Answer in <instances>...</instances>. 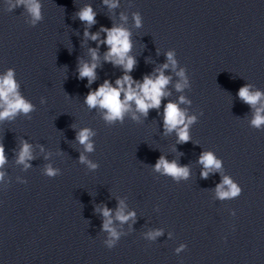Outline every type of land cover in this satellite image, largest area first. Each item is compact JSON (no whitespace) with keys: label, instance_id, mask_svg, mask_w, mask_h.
I'll return each instance as SVG.
<instances>
[{"label":"clouds","instance_id":"1","mask_svg":"<svg viewBox=\"0 0 264 264\" xmlns=\"http://www.w3.org/2000/svg\"><path fill=\"white\" fill-rule=\"evenodd\" d=\"M8 10L12 11L17 7H22L31 17V25L35 26L37 22L42 19L40 0H7ZM103 3L109 9H115L119 6V0H103ZM81 22L87 26H92L96 23V13L91 5H86L81 8L76 14ZM121 19L127 18L122 16ZM134 22L137 27L142 24V17L139 13L134 14ZM105 34L104 39H100V33ZM84 36L88 39L104 44L107 46V52L104 55V61L113 64L115 67H120L123 70V75L115 80V86L109 80H105L103 84L99 85L95 90H89L84 99V103L89 109L99 108L103 110V118L109 124L116 121H123L126 113L132 112L133 119L138 117L135 113H140L147 116L150 109L161 108L162 99L170 95L166 91L167 86L171 81L170 76L164 74V70L171 65L175 70L177 61L174 58L175 52L168 51L166 53L167 62L162 67L155 70V75H146L142 81H136L130 75L136 65V60L129 55L131 44V33L120 26H113L111 28L101 27L99 32L90 33L85 28ZM91 55V62H83L78 66L79 78H87L88 86L96 80V68L98 67L99 55L97 49H89ZM180 81L175 84L177 91H182L189 86L188 78L185 76V70L180 69L176 72ZM251 85H244L238 91L239 98L248 104L253 110V117L250 121L251 127L262 130L264 129V92L259 90L252 91ZM19 85L14 78V70L9 69L5 74L0 75V121L12 119L18 114L28 115L34 111V105L27 101L19 92ZM43 103V100L41 101ZM190 103L184 96H180L178 102H167L163 107V128L165 134L175 132L178 143H187L191 137L189 129L192 124L196 122L195 116H189L185 109L180 107L181 104ZM134 105V108H133ZM203 114V113H202ZM95 133L89 128H82L77 132L76 141L83 146L84 151L91 153L94 151V144L92 137ZM43 151V148L41 149ZM35 157L32 154V145L27 140L21 141L20 150L17 153V163L23 164L25 168L31 167L28 161ZM7 162L5 149L0 143V183L3 182L5 173L2 170ZM79 162L87 164L90 169H96L98 164L88 160L87 157L81 153ZM198 163L202 165L200 173L202 178H207L213 170L219 171L222 167V161L218 159L211 151L202 152L199 156ZM157 172L168 175L175 180L187 179L190 174L187 165H180L177 161H169L161 155L154 165ZM44 174L49 178H54L59 174V170L47 165L44 169ZM26 184L27 181H22ZM242 194V188L238 183L234 182L230 177L223 176L221 183L216 186V195L219 199H235ZM104 217L103 230L109 234V239L105 241L107 248L112 249L116 246L119 240V233L112 227V210L107 206L99 209ZM235 215V211H232ZM135 213H125V206L123 201L118 202L115 218L121 223L127 222L129 219H134ZM148 238L155 240L162 232L157 230L149 232ZM187 245H181L176 249L179 253L186 248Z\"/></svg>","mask_w":264,"mask_h":264}]
</instances>
